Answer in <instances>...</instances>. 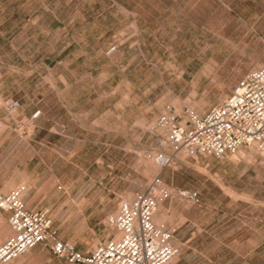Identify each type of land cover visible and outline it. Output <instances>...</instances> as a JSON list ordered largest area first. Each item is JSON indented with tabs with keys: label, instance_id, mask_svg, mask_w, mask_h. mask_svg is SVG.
Returning a JSON list of instances; mask_svg holds the SVG:
<instances>
[{
	"label": "rangeland",
	"instance_id": "374dc122",
	"mask_svg": "<svg viewBox=\"0 0 264 264\" xmlns=\"http://www.w3.org/2000/svg\"><path fill=\"white\" fill-rule=\"evenodd\" d=\"M75 59L95 64H58ZM0 65V183L26 184L59 235L93 249L118 202L154 186L172 264H264V153H179L153 173L150 155L170 151L149 130L264 66V0H0ZM10 233L0 210V242Z\"/></svg>",
	"mask_w": 264,
	"mask_h": 264
},
{
	"label": "built area",
	"instance_id": "2783aa9c",
	"mask_svg": "<svg viewBox=\"0 0 264 264\" xmlns=\"http://www.w3.org/2000/svg\"><path fill=\"white\" fill-rule=\"evenodd\" d=\"M4 106L14 113L19 103L8 100ZM149 130L170 151L150 155L162 167L171 165L172 155L179 153L218 159L241 148L264 153V66L247 72L225 98L203 113L189 106L182 111L167 106ZM155 182L160 185L158 179ZM27 192L24 183L7 191L0 189V210L7 213L11 232L0 242V264H10L38 244L68 264H172L180 253L173 231L154 222L158 201L166 192L163 189L151 186L120 200L115 211L105 217L115 232L113 236L85 252L52 227L49 209L26 206ZM179 194L188 200L198 197L196 190L185 189Z\"/></svg>",
	"mask_w": 264,
	"mask_h": 264
},
{
	"label": "crops",
	"instance_id": "0c3cea01",
	"mask_svg": "<svg viewBox=\"0 0 264 264\" xmlns=\"http://www.w3.org/2000/svg\"><path fill=\"white\" fill-rule=\"evenodd\" d=\"M46 10H47L48 14L51 13V9L50 8H48ZM125 12L127 13V15H131V11L130 10H127L126 9ZM105 41H106V37L104 35V42ZM74 42H76V41H74ZM67 45H70V44H67ZM92 48L95 49V46L92 47ZM105 48H106V42L103 44V46L101 47V49L103 50ZM211 60L214 61L213 58ZM176 63L177 62H174V64H176ZM58 64L59 65H62V66H70V65H74V66L81 65L82 66V65H93V64H95V62L94 61L82 62V61H79L78 59H75V61H60ZM212 64H213V62H212ZM2 66L0 65V68ZM91 76L92 75L90 73V80L93 79ZM61 78H62V80L64 82H66V79L63 76ZM3 81H4V77L0 73V86L3 85L2 84ZM0 89L2 90V88H0ZM19 102H20V107L19 108L22 111L30 112L29 109H26V107H25L26 106V103H25L26 101L20 100ZM42 111L43 112H46L47 109L43 108ZM16 182H17V180H13V183H16ZM30 185L31 184H29V186ZM0 188L1 189H5L6 191L8 190L6 184H4V183L3 184L0 183ZM33 197L34 196H33V194H31L30 191L25 195L24 201H25L26 206L29 209H31V210H40V208H38V206L34 203ZM76 248L79 249V250H81L77 246H76ZM13 264H68V263L65 262L63 259L54 256L50 252V250L47 247H45L43 244H38L35 247H33L31 250H29V252H27L26 254L20 256L17 260H14L13 261Z\"/></svg>",
	"mask_w": 264,
	"mask_h": 264
},
{
	"label": "bare ground",
	"instance_id": "6f19581e",
	"mask_svg": "<svg viewBox=\"0 0 264 264\" xmlns=\"http://www.w3.org/2000/svg\"><path fill=\"white\" fill-rule=\"evenodd\" d=\"M153 161V162H151ZM150 163H151V171L154 173V172H159L160 171V165L158 163H156L153 159H150ZM157 212H158V209L156 211V214L154 216V222H155V217L157 215ZM17 260V259H16ZM10 264H13V261L10 263Z\"/></svg>",
	"mask_w": 264,
	"mask_h": 264
}]
</instances>
